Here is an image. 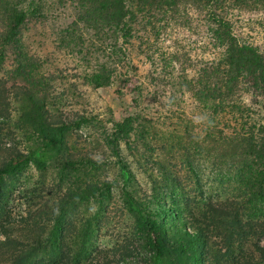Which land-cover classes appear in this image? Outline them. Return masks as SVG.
Segmentation results:
<instances>
[{
	"label": "rangeland",
	"instance_id": "obj_1",
	"mask_svg": "<svg viewBox=\"0 0 264 264\" xmlns=\"http://www.w3.org/2000/svg\"><path fill=\"white\" fill-rule=\"evenodd\" d=\"M29 1L0 0V31L8 28L2 13L26 9ZM35 2L42 16L17 29L19 45L0 46V80L11 92V141L25 153L43 143L40 133L22 127L17 87L31 88L69 126L58 162L42 173L30 162L6 179L8 206L1 224L12 238L29 244L28 229L52 230L54 221L46 213L62 195L85 194L88 198L71 204L69 220L79 235L85 233L88 263L155 264L123 197L127 190L136 196L134 182L152 198L150 218L158 227L168 223L169 233L178 222L161 210L162 198L196 214L203 204L238 199V157L224 154L211 139L234 134L240 117L203 101V86L197 83L204 66L224 58L225 43L208 10L191 4L138 10L132 38L120 51V40L116 45L107 30L100 33L79 22V0ZM224 10L237 43L264 53V5L227 3ZM103 64L115 65L114 78L109 86L95 88L92 79ZM236 94V103L257 112L246 89ZM128 116L136 118L135 131L127 141L113 143V125ZM137 239L134 255L119 259L123 247L131 250ZM173 254H164L167 264Z\"/></svg>",
	"mask_w": 264,
	"mask_h": 264
},
{
	"label": "trees",
	"instance_id": "obj_2",
	"mask_svg": "<svg viewBox=\"0 0 264 264\" xmlns=\"http://www.w3.org/2000/svg\"><path fill=\"white\" fill-rule=\"evenodd\" d=\"M227 3L234 7L257 8L264 5V0H79L77 6L81 10L79 22L93 26L100 33L107 30L115 36L116 45L120 40V51L132 38L138 10L146 13V8L151 12L154 8H176L178 4L207 9L219 39L225 43L224 58L204 66L197 83L203 86V101L217 102L220 111L240 117L241 126L234 134L211 139L212 143L221 144L224 154L229 152L238 157V199L203 204L196 214L189 213L181 205L171 207L167 205V199L162 198L158 203L161 210L172 216L174 214L175 222H178L175 230L169 233L166 231L168 223L158 227L150 218L152 198L134 182L137 197L128 190L124 191L123 197L128 209L137 217L138 228L146 238L144 245L152 251L155 264H167L164 257L167 251L175 253L168 264H264V53L237 43L224 16ZM36 4L35 0H30L26 9H14L8 15L2 13L7 18L8 28L0 31L1 48L19 45L17 29L29 18L42 16V9ZM114 67L103 64L99 68L92 79L95 88L110 85L115 74ZM4 84L0 80V233L4 237L0 241V264H91L87 260L85 233L79 235L69 220L71 204L88 198L85 194L76 195L67 191L62 195L56 208L46 213L49 221H54L52 230L47 232L44 227L28 229L26 238L31 241L29 244L12 238L1 224L8 206L6 179L30 162L40 173L48 165L58 162L69 126L66 120L56 116L34 96L31 88H15L18 89L15 99L20 102L22 127L28 129L29 134L40 133L43 139V143L34 150L22 152L11 141L14 140L8 127L11 92ZM241 88L250 93L249 105L256 108V113L244 104L236 103L235 96ZM137 90L140 92V89ZM136 123L133 116L116 122L111 133L112 142L127 141L135 131ZM126 174L130 180L134 179L125 170ZM175 182L180 185L177 180ZM96 189L99 187L96 186ZM138 239L132 251L127 246L123 247L119 259L134 255L139 247ZM184 245L189 247L187 252Z\"/></svg>",
	"mask_w": 264,
	"mask_h": 264
}]
</instances>
